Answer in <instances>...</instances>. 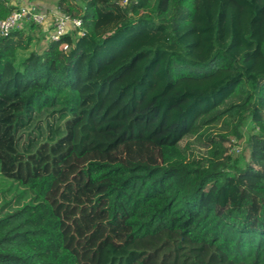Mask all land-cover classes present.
Masks as SVG:
<instances>
[{
	"label": "trees",
	"instance_id": "1",
	"mask_svg": "<svg viewBox=\"0 0 264 264\" xmlns=\"http://www.w3.org/2000/svg\"><path fill=\"white\" fill-rule=\"evenodd\" d=\"M54 7L0 36V264H264V0Z\"/></svg>",
	"mask_w": 264,
	"mask_h": 264
},
{
	"label": "built area",
	"instance_id": "2",
	"mask_svg": "<svg viewBox=\"0 0 264 264\" xmlns=\"http://www.w3.org/2000/svg\"><path fill=\"white\" fill-rule=\"evenodd\" d=\"M32 20L38 25H44L47 22H52V31L49 38L52 41H58L69 29L81 27V20L72 18L67 14L58 11H52L51 15L46 12H39L34 7H17L5 19L0 20V36L8 35L13 29L20 26L25 20ZM81 31V30H80ZM82 34V32H80ZM62 49L67 48V44L61 45Z\"/></svg>",
	"mask_w": 264,
	"mask_h": 264
},
{
	"label": "rangeland",
	"instance_id": "3",
	"mask_svg": "<svg viewBox=\"0 0 264 264\" xmlns=\"http://www.w3.org/2000/svg\"><path fill=\"white\" fill-rule=\"evenodd\" d=\"M10 3L13 5L19 6V7H34L36 8L39 12H46L49 15H51L52 11H55V7L53 5L55 4V0H9ZM148 13L145 9L138 10L134 13L131 14V17L133 19H137L141 17L142 15ZM28 22L23 23L21 28L27 29ZM52 26V22L49 21L44 25H39V29L37 30L35 36L38 37L37 40L33 41L31 44V49L36 50L38 49L41 45L44 44V42L47 39L48 36V31L50 27ZM246 139H247V132L245 129L242 130V137L238 139L236 144L232 146V155L237 156L244 154L246 157H248V151L245 149L246 148ZM9 189L8 192L6 193V199H10L11 197L15 196L17 193L21 191V188H17L10 180L5 179L1 185H0V190L3 189ZM1 199V196H0ZM25 201V200H24ZM71 264H75L73 261Z\"/></svg>",
	"mask_w": 264,
	"mask_h": 264
},
{
	"label": "crops",
	"instance_id": "4",
	"mask_svg": "<svg viewBox=\"0 0 264 264\" xmlns=\"http://www.w3.org/2000/svg\"><path fill=\"white\" fill-rule=\"evenodd\" d=\"M53 7H54V5H53Z\"/></svg>",
	"mask_w": 264,
	"mask_h": 264
}]
</instances>
